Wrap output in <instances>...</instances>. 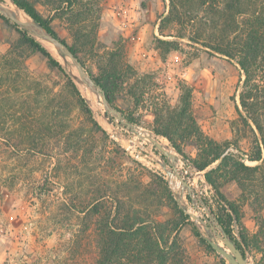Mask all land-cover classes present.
Returning <instances> with one entry per match:
<instances>
[{
	"label": "rangeland",
	"instance_id": "1",
	"mask_svg": "<svg viewBox=\"0 0 264 264\" xmlns=\"http://www.w3.org/2000/svg\"><path fill=\"white\" fill-rule=\"evenodd\" d=\"M4 1L0 5L11 10L7 0ZM168 6L169 0H103L95 58L88 62V67L97 73L103 63L115 58L129 65L138 76H149L144 88L146 94L139 106L127 95L128 88L120 89L117 96V105L139 121V128L133 130L126 121L107 114L102 97L74 79L81 76L73 62L63 59L53 45L32 34L52 52L63 70L51 69L39 53L24 52L28 70L19 76L18 65L7 83H2L0 78V264H97L96 218L80 210L87 209L99 195L96 184H104L106 195L107 186L115 187L129 179L147 185L155 176L162 178L166 185L157 179L153 185L154 196H142L143 213L161 222L179 217L177 207L170 204V196L164 190L167 186L178 208L197 216L196 223L190 218L193 223L186 222L180 229V240L186 251L182 264H229L206 241L210 238L224 247L218 237L219 224L211 214L216 194L205 179L208 170L218 163L201 172L188 159L198 156L199 133L226 146L227 152L243 157L242 162L248 167L260 166V170L245 176L242 187L236 181L221 179L220 189L240 209L248 238L245 248L248 262L264 264V163L247 159L256 143L241 116L244 113L240 94L245 77L235 60L201 44L190 43L188 39L161 36L159 26L162 16L168 14ZM40 10L47 14L43 8ZM13 25L0 18V76L9 72L4 57L20 37ZM61 33L70 40L67 32ZM178 33L173 26L166 31L167 35ZM158 38L182 44L178 50L163 56L157 47ZM27 77L32 80L25 83ZM26 89L30 93L21 96L20 91ZM188 94L187 114L182 128L176 130L173 125L181 121L183 99ZM80 98L105 135L94 131ZM157 105L165 109L158 118L159 127L172 134L183 148L184 156L168 139L156 137ZM19 112L28 114L31 126L44 123L46 128L56 127L51 133L44 132L45 154H40L43 148L29 150L23 144L26 141L20 130ZM168 112L172 113V121L167 118ZM68 125L65 133L71 132L74 138L70 141L63 133ZM256 134L264 153L262 138L257 131ZM149 136L174 156L178 155V160L162 158V151L155 148ZM78 139L85 143V148L79 151L73 142L77 143ZM85 150L91 151L90 159L85 158ZM169 171L173 172L171 176ZM178 173L191 186V192L183 188ZM110 203H106L109 208ZM206 218L217 227L215 232L205 231L202 220ZM234 230L239 239L238 224ZM196 232L201 233L206 243Z\"/></svg>",
	"mask_w": 264,
	"mask_h": 264
},
{
	"label": "trees",
	"instance_id": "2",
	"mask_svg": "<svg viewBox=\"0 0 264 264\" xmlns=\"http://www.w3.org/2000/svg\"><path fill=\"white\" fill-rule=\"evenodd\" d=\"M0 1L5 2L4 0ZM11 1L55 38L68 45L87 74L105 92L110 104L129 123L139 125V121L135 117L127 115L117 105V96L120 89L128 88L127 95L139 106L146 94L144 88L149 76H138L129 65H123L115 58H110L109 61L103 63L97 73L88 67V62L95 58L103 0ZM40 8H43L47 14H44ZM162 17L159 26L161 36L174 37L179 40L188 39L190 43L201 44L212 52L229 60L237 61L245 77L240 94V103L244 113L241 116L254 134L256 143L255 150L251 155H247V159L252 162L262 161L264 163L263 149L260 147L256 134L257 131L264 144V0H169L168 14ZM0 18L7 23L11 22L1 14ZM22 23L24 22L22 21ZM172 26L179 32L177 36L166 34V31ZM13 27L18 31L20 37L4 57L5 66L9 72L7 75L0 76L3 80L2 83L5 84L11 80L16 66H20L19 76H22V71L28 70L27 57L23 54L24 52L39 53L47 59L51 69L63 70L62 64L47 47L27 30H21L15 24ZM62 31L67 32L70 40L63 37ZM181 44L176 40L157 39V47L162 51L163 56L172 50H178ZM31 80L27 77L24 81L27 83ZM25 83L21 85L24 86ZM34 84L39 85L35 81ZM29 93L30 91L27 89L20 91L21 96ZM76 93H78L77 90ZM189 97L188 94L183 99L185 107L183 106V111L180 114L181 121L173 125L176 130L183 126V119L187 114L190 102ZM80 101L85 115L89 116L90 123L93 124L94 131L98 130L105 135V131L93 120L91 110L85 101L81 98ZM155 108L156 126L154 132L158 135L155 136L168 139L173 148L184 156L183 148L175 142L172 134L159 127L158 118L163 116L165 109L158 105ZM19 114L20 130L26 141L23 144L29 146V150L43 148L40 154H45L44 145H42V142L45 141L44 132L51 133L55 131L56 127L51 125L46 128L44 123L31 126L28 114L21 112ZM171 115V112L167 113V118L172 121L173 116ZM249 121L253 123L256 130ZM111 123H114V120H111ZM68 127L69 125L64 127L63 133L67 132L66 128L68 129ZM70 133H65L68 141L74 139ZM199 134L201 136H199L198 156L196 159L192 157L188 159L201 172L207 171L218 163L215 168L208 170L205 174L206 182L216 194V205L215 209H211V214L215 216L218 224L224 228L230 239L246 257L245 248L248 246V238L244 232L240 209L236 204L228 201L221 192L220 180L236 181L242 187L245 176L248 177L260 170V166L248 167L242 162L243 157L227 152L226 146ZM73 142L78 151L85 148L84 141L78 139L77 143L75 140ZM84 153L86 154L85 158L92 157L91 151L85 150ZM162 158H164L163 155ZM174 160H178V155L174 157ZM157 179L166 185L162 178L156 176L147 185L141 181L133 182L132 179H129L115 187L107 186L108 193L106 195L103 193L102 185L104 184L101 182L96 184L95 190L99 195L87 209L82 207L84 209L80 210L82 213L91 214L96 218L99 246L97 264H182L186 251L180 240V229L186 222H193L189 215H185L184 211L178 208L177 203L171 198L167 186L164 187V190L170 196V204L177 207L179 216L177 219L161 222L141 211L142 206L144 207L142 196H154L153 185ZM100 180L98 179V181ZM109 202L112 205L110 208L106 204ZM74 210H77L76 206ZM235 224L240 227L239 239L235 235ZM196 236L206 243L201 237V233L196 232ZM208 247L211 248L209 245Z\"/></svg>",
	"mask_w": 264,
	"mask_h": 264
},
{
	"label": "water",
	"instance_id": "3",
	"mask_svg": "<svg viewBox=\"0 0 264 264\" xmlns=\"http://www.w3.org/2000/svg\"><path fill=\"white\" fill-rule=\"evenodd\" d=\"M0 14L2 16H4L5 18H7L12 23H14L15 25H17L19 28H21L23 30H27L30 34L34 35L35 37H38L39 39L46 41V42L50 43L51 45H53L55 47V49L57 50V52L59 53V55L63 59L69 58L73 62L75 67L77 68V71L82 78V79H78V78L74 77V79L78 83L86 84L87 86H89L91 88V90H93V92L99 94L102 97V101H103V105H104L106 113L112 114L113 116H115L120 121H126L127 126L133 130H134V127L139 128L137 125L129 123L123 117V115L110 104L105 92L99 86H97V84L94 82V80L87 74V72L85 71L81 62L72 53V51L69 49L68 45L64 44L59 39L55 38L51 33H49L47 30H45L40 24L36 23L30 17L29 18L31 19V22L22 23L16 18V16L14 14L3 12L1 6H0ZM98 88L100 89V91L98 90ZM149 134L151 136L154 135L151 132H149ZM150 139L153 140L155 148L162 151L163 156L165 158L174 159L175 156L171 152H169L165 148H163V146L158 141L153 139V137H150ZM173 170L176 172V168H173ZM168 174H169V176H171L173 174V172L169 171ZM176 175L180 179L183 188L187 189L189 192H191L192 191L191 186L187 183V181H185V178L179 173ZM185 214L189 215L190 218L193 220V222L196 223V218L194 216H191L189 214L188 210H185ZM202 223L204 224V228H205V231L207 233L215 232L217 229V227L214 224H212L208 218H206L205 220H202ZM218 228L221 231V234L218 235V237L222 240L224 247H221L220 244L215 242L214 240L207 238L206 241L210 245V247L214 251H216L218 254L223 256L229 264H250L248 262L247 258L243 255L242 251L230 239V237L228 236V234L224 230V228L221 225H218Z\"/></svg>",
	"mask_w": 264,
	"mask_h": 264
},
{
	"label": "bare ground",
	"instance_id": "4",
	"mask_svg": "<svg viewBox=\"0 0 264 264\" xmlns=\"http://www.w3.org/2000/svg\"><path fill=\"white\" fill-rule=\"evenodd\" d=\"M7 3H8V5L10 6V9L11 10H7V9H5V8H3L1 5V7H2V10H3V12H5V13H11V14H14L15 16H16V18L18 19V20H21V21H23L24 23H28V22H31V19L29 18V16L26 14V13H24L23 11H21V10H19L10 0H7L6 1ZM17 8V9H16ZM18 10V11H14V10ZM50 44V43H49ZM69 59V58H68ZM70 60V59H69ZM82 79V78H81ZM89 87V86H88ZM90 88V87H89ZM147 135V134H146ZM144 136V135H143ZM149 140H151L150 138H149ZM152 142H153V140H151ZM164 148V147H163ZM175 176V175H174ZM180 180V179H179ZM189 214L191 215V216H194L196 219H197V216H195V215H193L192 213H190L189 212ZM221 246V245H220ZM222 247V246H221Z\"/></svg>",
	"mask_w": 264,
	"mask_h": 264
}]
</instances>
